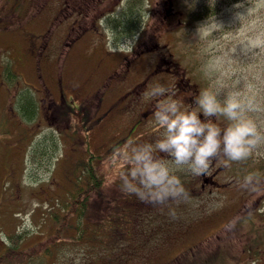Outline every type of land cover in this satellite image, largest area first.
Here are the masks:
<instances>
[{
    "label": "rangeland",
    "instance_id": "obj_1",
    "mask_svg": "<svg viewBox=\"0 0 264 264\" xmlns=\"http://www.w3.org/2000/svg\"><path fill=\"white\" fill-rule=\"evenodd\" d=\"M38 1L0 0V71L9 67L17 75L7 81L0 73V239L14 240L20 234L30 243L48 235L52 224L44 214L49 213L52 203L60 204L66 197L71 180L74 182L70 168L73 170L76 162L87 161L89 152L103 155L114 146L121 144L125 147L129 139L133 141L127 146L131 151L138 147L145 126L151 134H160L154 125L153 114H145L148 107L151 111L155 109V101L144 99V93L154 83L169 90L179 82L184 88L179 98L185 93L179 101L192 107L190 95L193 87L198 88V94L205 89L217 92L221 99L229 91H240L253 105L254 110L248 115L264 133V0H173V9L180 14L175 13L165 22L161 21V15L167 12V3L164 6L153 2L144 26V37L135 41L131 53L127 48L134 40L130 37L115 41L103 18L120 0L104 4L105 9L94 16V23L92 15H86L84 25L80 24L70 33V17L58 13L60 9L67 14L62 7L63 0H46L36 15L31 7H27ZM202 11L203 17L186 20V13L200 14ZM157 31L161 36L158 35L157 40L160 45L153 50V40H150ZM187 83L191 84L189 88ZM62 90L72 109L80 102H88L86 109H75L71 115L73 122L72 119H57L56 123L54 119L45 118L47 100L43 99H60ZM27 91H31L37 103H41L37 104L39 109L34 120L25 124L11 110L14 99ZM127 91L130 94L120 100L124 103L120 102ZM113 99L119 101L115 112L109 111ZM134 108L137 110L135 115L142 121L137 129L135 125L129 128L134 119L128 115ZM59 109L56 108L55 115L65 116V112ZM94 109L97 112L92 121L87 120ZM102 111L104 117L95 120ZM215 122L221 126L225 120L219 117ZM34 129L39 136L51 137L58 144L59 150L54 157V153L44 156L43 161L35 151L30 155L27 143ZM79 139L84 140L82 144ZM50 141L46 142L49 144ZM94 159L90 160L92 164ZM165 160L169 161L170 167H175L171 158ZM99 162L95 161L94 166L106 169L105 163L103 166ZM44 163H48L47 168ZM232 163L225 167L226 171L220 177L234 172L241 180L249 173H257V184L262 185L259 192L264 196V141L253 149L247 160ZM116 168L119 171L122 166ZM104 176L109 183L108 176ZM207 188L209 186L200 192H207ZM105 192L109 193L108 189ZM239 194L240 191H223L215 196L212 192L204 196H188L179 203L170 200L166 204H156L159 206L153 220L162 225L158 231H163L162 235L172 232L165 236L157 233L152 238L157 245L150 247L147 253L142 251L140 255L137 252L130 261L111 255L103 264H120L124 260H127L126 264H171L170 261L184 253L186 246L192 243H202L207 251L212 244L215 245V236L222 234L227 223L233 224L238 232L246 229L256 233L251 228H260L264 216L254 214L256 212L250 218L244 217L242 212L236 214L241 203ZM232 196H236L235 203H232ZM250 199L253 201L254 196ZM170 209L175 210V218L169 215ZM64 242L67 243L63 241L58 248L54 247L57 249L55 259L46 261L41 255H35L25 263L84 264L87 245H64ZM257 247L261 251L255 253L259 258L254 264H264V242ZM198 254L202 256L199 249ZM136 255L146 258L139 260ZM261 257L263 259L259 260ZM241 258L237 260L238 264H252L248 258ZM184 260L185 264L198 263L196 259Z\"/></svg>",
    "mask_w": 264,
    "mask_h": 264
},
{
    "label": "trees",
    "instance_id": "obj_2",
    "mask_svg": "<svg viewBox=\"0 0 264 264\" xmlns=\"http://www.w3.org/2000/svg\"><path fill=\"white\" fill-rule=\"evenodd\" d=\"M110 2L111 0H63L62 7L67 11V14L63 13L60 9L58 13L63 15V17H70V33L72 29L76 30L79 28L80 24L84 25L85 20L87 19L86 15H92V22L94 23V16L105 9L103 8L104 4H110ZM148 2L150 4H148ZM153 2L164 4V6L165 3H167V12L165 15H161V21L167 20V17L169 19L174 17L175 10L172 6L173 0H123L118 11L113 9L111 12L106 13L108 14V19L105 20V23L108 28L111 29V38L113 37L115 41L130 37L133 40L135 37H137L136 40L139 38L143 39L144 33L146 32L144 26ZM45 3L46 0H40L33 5L29 3L27 8L30 9L31 7L37 15V13L43 9ZM203 15L204 12L202 11L200 14L186 13L185 16L186 20L195 21L198 18L203 17ZM28 16L29 12L26 19ZM161 28L165 29L166 27L162 26ZM158 35L161 37L158 32L150 40H153V50L156 49L157 46L159 48L160 44L157 43V40L159 39ZM0 73L1 75L3 74V78L7 81L17 77L9 67L4 68ZM9 77L11 79H9ZM186 87L189 88L187 85ZM6 91L8 92L7 88ZM197 92L198 88L193 87V93L190 95L192 96V100H195L198 97ZM15 94L16 91L14 92V95ZM43 100H47L45 104L47 116L45 115V118L48 119L49 117L50 119H54L56 123L57 119H63L66 121L72 119L73 122V117H71V115L74 114L75 109L77 108L78 111L86 109L88 103L87 100H85L84 102H80L78 107L72 109L70 108L69 100H67L64 95L57 100H54V98L51 97H46ZM37 101L38 100L34 97L31 91H27L14 99V107L11 111L12 113L16 112L19 117H21V123L32 122L39 109L37 104L40 105L41 103L40 101L37 103ZM88 101L90 103V100ZM119 101L112 102L111 104V106L113 105L114 112L118 110L117 103ZM120 102L124 103V101ZM56 108H60L59 111L65 112V116L57 117L55 115V112L57 111ZM96 112V109H94V111L88 116L87 120L92 121V116H94ZM135 114H137V111H131L128 115V118L134 119L129 128L135 125L137 126V129L139 124L142 123L139 116ZM104 115L105 112L102 111L95 120L101 119ZM226 123L227 121H225L221 127L223 128ZM145 127L143 138L139 140L138 146L142 144L155 145L156 138L160 134H151V131H148V127ZM36 131L37 130L34 129V133L29 138L30 142L27 143V146L30 149V155L35 151L34 153H36V155L39 153L40 155L38 157H41L43 161L45 160L44 156L48 157L50 154L54 153L52 156L54 157L59 150L58 144H56L51 137L45 135L39 136V132ZM48 139H51L49 144L46 142ZM73 141L76 142L77 139ZM83 141L84 140L79 139L81 144ZM55 144L57 145V148H55ZM42 145L44 146L41 148ZM123 148L124 147L121 144L119 146H114L111 150L103 153V155H96L93 154L94 152H89L87 161L76 162L73 170L70 168V174H74V182L71 180L72 185L70 189L67 190L66 197L61 200L60 204L52 203L51 207H49V213L44 214L51 221L52 230L43 239L30 243L22 239L23 235L21 236L20 234H17L18 229L15 230L17 235L14 240L5 237L0 239V264H24L25 261L27 262L30 257L35 255H41L46 261L49 259H55L57 250L55 248H58L59 243L63 241L67 242H64V245H87L85 247L87 251L85 250L84 264H103V262H106V259L111 255L112 257H121L122 259L130 261L137 252L139 254L142 251L147 253L150 251V247L157 245V241H153L152 238H154L157 233L161 235L163 234V231H158V227L162 225L153 220L159 205L156 206V204L146 203L134 194H129L122 190L123 182L120 172L122 170L126 171L125 165L127 164V161L123 155L118 157L116 153L120 149L123 150ZM113 150L115 152H113ZM160 155L163 159L169 158L163 154ZM96 156H98V158L94 159ZM91 159H94L93 164L90 162ZM98 160H100L99 163L102 165L105 163V166H103L106 167V169H98L94 166L95 161ZM47 164L48 163H44L46 168L48 167ZM219 164L222 165L220 171H225V166L220 160ZM117 166H122V168L118 171L117 168L114 169ZM79 168L81 170L77 172ZM176 174L180 177L187 193L193 194L188 196L199 195L202 189L196 184L197 176L188 172H177ZM104 175H107L110 179L109 183L106 181ZM106 189H108L109 193L105 192ZM202 193H204V195L207 194V192ZM17 215H19V213H17ZM172 227L178 228L174 225H172ZM224 227H226V229L222 231V234L215 236V245L212 244L207 251L201 245L202 243H192L191 245L186 246L187 250L184 253L172 259L170 261L172 262L171 264H185L186 261L184 258L196 259L198 261L197 264H238L237 260H242V256H244V260L248 258V261L252 264L258 261L259 256L256 257L255 253L261 251L259 249L260 247L257 246L261 242H264V221L260 228H251V230L256 233L246 231V229L238 232L239 230L234 229L233 224L231 223H227ZM228 229H230V231ZM171 232L172 231L166 232V234L162 236L168 235ZM23 233H25V231H23ZM198 249L202 253V256H199ZM47 255H50L48 259H46ZM141 257H139V260ZM143 258L145 259L146 256ZM262 259L263 258L261 257L259 260ZM127 260H124L122 263L120 262V264H126L125 262H127ZM109 264L119 263L109 262ZM260 264H262V262Z\"/></svg>",
    "mask_w": 264,
    "mask_h": 264
},
{
    "label": "clouds",
    "instance_id": "obj_3",
    "mask_svg": "<svg viewBox=\"0 0 264 264\" xmlns=\"http://www.w3.org/2000/svg\"><path fill=\"white\" fill-rule=\"evenodd\" d=\"M136 39L127 48L128 53L133 52ZM167 93L168 89L160 83H154L144 93L146 101H155L153 120L160 133L155 145L142 144L129 151L127 146L133 143L129 139L123 150L116 153L127 161L126 171L120 172L122 190L146 203L161 205L188 198L177 172L205 175L214 160L230 167L231 162L247 160L253 149L264 141V133L248 115L254 110L253 105L240 91H229L221 99L219 93L205 89L196 98L195 107ZM219 117L227 121L223 128L215 122ZM160 154L171 158L175 167H170L169 161ZM258 182L259 175L249 173L241 187L254 189ZM169 215L175 218V210L170 209Z\"/></svg>",
    "mask_w": 264,
    "mask_h": 264
},
{
    "label": "flooded vegetation",
    "instance_id": "obj_4",
    "mask_svg": "<svg viewBox=\"0 0 264 264\" xmlns=\"http://www.w3.org/2000/svg\"><path fill=\"white\" fill-rule=\"evenodd\" d=\"M113 4V3H111ZM114 5V4H113ZM159 59V58H158ZM165 61V59H163ZM160 61V59H159ZM126 62V68L129 65V59L125 61ZM160 66V64H159ZM162 66V65H161ZM156 69L154 68L153 71ZM187 86L190 87V83H187ZM174 89H176L175 92H172ZM184 92V88L180 86L179 82H176V85L168 90V95H171L174 99L182 100L185 97L179 98L180 94ZM130 94L129 91L124 93L122 97L119 99L121 100L123 97L127 98ZM60 98L63 97V93H60ZM179 98V99H178ZM116 99H113L112 102H114ZM196 100V99H195ZM194 100V101H195ZM111 102V104H112ZM191 104L195 107V103ZM150 107H148V110L145 112L147 114L148 112L152 113L154 110H150ZM113 105L110 106L109 111H113ZM131 111H137L135 108L131 109ZM148 115V114H147ZM150 116V114H149ZM231 165L233 163L231 162ZM222 169V165L219 164V160H214L212 162V166L209 170V172L205 175L197 176L196 184L201 187V191H204L206 186H209V189L207 188V193H214L215 196H219L223 191L228 192H235L240 191L239 196H241V203L238 208H236L235 212L237 213H244V217H251L254 214L259 213L258 215L264 214V196H262V193L259 191L262 189L261 184H256L254 189L252 186H249L247 188L241 187V184L243 182V179L239 180L238 177L235 175L234 172L229 173L226 177H220V174L223 173L220 171ZM226 171V170H225ZM188 195H193L192 193H188ZM204 195V193L200 192L199 196ZM250 196H254V200L251 201ZM233 200L232 203H235L236 196H232ZM259 204L257 207H255L256 204ZM256 212V213H254ZM254 213V214H253Z\"/></svg>",
    "mask_w": 264,
    "mask_h": 264
}]
</instances>
